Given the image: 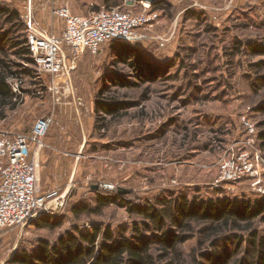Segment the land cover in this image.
Returning <instances> with one entry per match:
<instances>
[{
    "label": "rangeland",
    "instance_id": "obj_1",
    "mask_svg": "<svg viewBox=\"0 0 264 264\" xmlns=\"http://www.w3.org/2000/svg\"><path fill=\"white\" fill-rule=\"evenodd\" d=\"M27 1L0 0V8L19 13L13 22L0 16V34L11 31L13 40L27 38L35 28L60 36L64 22L53 17L54 8L68 4L76 15L87 16L107 7L105 0ZM137 1L138 12L143 4L161 12L160 23L146 32L149 39L131 45L161 69L158 75L138 76L118 59L117 44L109 43L97 55L74 56L64 47L66 82L39 79L34 65L29 67L32 76H16L21 94L14 99L15 110L1 111L0 129L29 134L37 120L52 119L35 158L42 191L61 194L23 225L0 232V264H12L17 256L35 251L40 241L54 242L74 227L86 230L98 224L131 235L132 225L142 219L125 207L109 205L100 216L74 217L73 207L94 208L100 196L122 192L126 202L141 206L180 196L200 202L261 200L259 182L217 186L215 181L221 160L247 139L244 119L256 126L264 158V70L251 67L264 57L247 50L248 44L264 45V0ZM155 38L166 40L165 47ZM10 84L13 88L15 81ZM97 101L117 104L119 112L98 116ZM46 184L53 185L51 190L43 189ZM43 217L59 227L39 226ZM254 227L264 235V221L257 220ZM235 235L250 236L227 237ZM197 241L181 246L186 256ZM217 243L225 246L223 238Z\"/></svg>",
    "mask_w": 264,
    "mask_h": 264
},
{
    "label": "trees",
    "instance_id": "obj_2",
    "mask_svg": "<svg viewBox=\"0 0 264 264\" xmlns=\"http://www.w3.org/2000/svg\"><path fill=\"white\" fill-rule=\"evenodd\" d=\"M123 0H105L107 7H116ZM157 7L161 3L156 4ZM6 16L13 22L19 13L10 8H0V16ZM11 31L0 34V118L1 111L9 107L15 110L16 95L8 84L10 77L32 76L29 68L34 65L27 38H10ZM118 59L128 65L138 76L147 74L154 77L160 68L144 61L140 51L125 42H115ZM251 56L264 57V45L248 44ZM18 59L19 65L10 60ZM252 69L264 70V61L253 64ZM152 80V79H150ZM119 112L117 104L97 101L98 116H115ZM103 119V118H102ZM264 140V135L260 136ZM262 146L264 147V141ZM123 193L113 196H100L93 208L89 205H77L72 208L76 219L84 216H100L109 205L125 207L132 215L142 219L132 225L131 235L127 230H114L111 226L92 224L90 229L74 227L59 235L52 242L42 240L31 253L17 256L12 264H264V235L254 227L259 219L264 221V197L252 203L240 202L229 198L190 201L186 196L175 199L158 198L154 204L141 206L126 202ZM39 226L58 228L43 217ZM230 233H249L250 236ZM197 238L198 246L186 256L181 246ZM223 238L225 246L218 245ZM231 244V247L229 246ZM208 249L210 252H202ZM191 260V261H189Z\"/></svg>",
    "mask_w": 264,
    "mask_h": 264
},
{
    "label": "built area",
    "instance_id": "obj_3",
    "mask_svg": "<svg viewBox=\"0 0 264 264\" xmlns=\"http://www.w3.org/2000/svg\"><path fill=\"white\" fill-rule=\"evenodd\" d=\"M137 4V0H124L123 6L104 7L87 16L76 15L68 4L54 8L53 17L64 22L62 34L46 35L34 28L27 35V45L39 79L49 76L55 83L67 81L64 47L74 56L84 52L97 55L105 44L125 42L134 45L148 40L146 32L160 23L161 12L153 11L147 4H143V10L138 12ZM155 40L161 48L165 47L166 40ZM15 78L10 77L8 84L11 86V81H15L12 90L18 97L21 94L20 81ZM244 124L247 139L237 152L232 150L221 160L215 185L234 186L256 181L259 182L256 192L264 197V158L257 148V129L246 119ZM51 125L52 119L41 118L29 134L0 129V232L23 225L60 197V190L42 191L39 164L35 158L44 147Z\"/></svg>",
    "mask_w": 264,
    "mask_h": 264
},
{
    "label": "crops",
    "instance_id": "obj_4",
    "mask_svg": "<svg viewBox=\"0 0 264 264\" xmlns=\"http://www.w3.org/2000/svg\"><path fill=\"white\" fill-rule=\"evenodd\" d=\"M30 1L32 2L33 0H29L27 2H30ZM42 171L43 170L40 171L41 176L43 175V172ZM51 187H53V185L52 186L50 184H46L45 186L43 185V189H45V190H48V189L51 190Z\"/></svg>",
    "mask_w": 264,
    "mask_h": 264
},
{
    "label": "water",
    "instance_id": "obj_5",
    "mask_svg": "<svg viewBox=\"0 0 264 264\" xmlns=\"http://www.w3.org/2000/svg\"><path fill=\"white\" fill-rule=\"evenodd\" d=\"M156 0H151L150 3H154Z\"/></svg>",
    "mask_w": 264,
    "mask_h": 264
}]
</instances>
